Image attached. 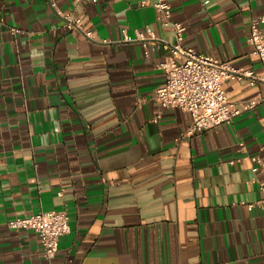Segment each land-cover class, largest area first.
<instances>
[{
    "label": "crops",
    "instance_id": "obj_1",
    "mask_svg": "<svg viewBox=\"0 0 264 264\" xmlns=\"http://www.w3.org/2000/svg\"><path fill=\"white\" fill-rule=\"evenodd\" d=\"M51 2L91 39L49 0H0V264H264V208L245 205L262 197L264 83L224 79L254 108L185 136L190 115L153 99L175 43L153 0ZM168 2L183 46L264 74L247 41L264 0ZM49 210L69 224L51 261L7 227Z\"/></svg>",
    "mask_w": 264,
    "mask_h": 264
},
{
    "label": "built area",
    "instance_id": "obj_2",
    "mask_svg": "<svg viewBox=\"0 0 264 264\" xmlns=\"http://www.w3.org/2000/svg\"><path fill=\"white\" fill-rule=\"evenodd\" d=\"M78 4L84 0H73ZM95 2V0H90ZM50 6L63 19L68 30H78L86 38L91 39V32L85 30L80 20L70 12H59L54 3ZM144 4V3H143ZM152 7L158 13L162 25H171L174 29L175 43H162L168 56L158 63L157 67L164 74V81L153 91V99L161 109L179 108L190 115L191 122L183 135L190 136L196 131H204L222 124H228L240 113L254 108L256 101L233 103L228 101L222 82L226 78L246 79L249 85L264 83V74L255 76L251 70L232 68L226 62H221L208 54L199 53L181 44L185 27L170 20V4L168 0H153ZM12 34L19 32L11 28ZM146 41H156L150 28H145ZM248 43L252 53L259 59L264 69V15L253 17L249 25ZM106 42V41H103ZM144 54L147 55L146 43ZM159 117L157 113L155 120ZM243 148V146L241 145ZM252 173L264 175V160L251 158ZM253 181V180H252ZM262 197L253 203H246L247 208L257 205L264 208V178L259 182ZM9 229L30 230L38 235L41 245V256L51 261L57 253L58 240L69 232L68 217L65 212L53 210L39 211L30 216L15 218L7 222ZM226 264V263H224Z\"/></svg>",
    "mask_w": 264,
    "mask_h": 264
}]
</instances>
